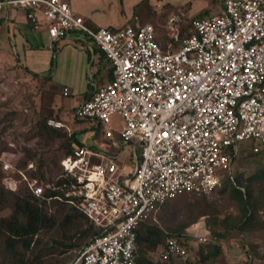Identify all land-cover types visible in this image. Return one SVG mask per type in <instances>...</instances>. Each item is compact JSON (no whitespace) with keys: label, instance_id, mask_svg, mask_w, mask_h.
<instances>
[{"label":"built area","instance_id":"built-area-1","mask_svg":"<svg viewBox=\"0 0 264 264\" xmlns=\"http://www.w3.org/2000/svg\"><path fill=\"white\" fill-rule=\"evenodd\" d=\"M5 7L23 9L53 40L81 31L103 51L113 77L77 108L76 117L109 124L119 115L118 137L137 140L142 151L126 173L117 154L88 145L63 159L66 174L77 180L66 192L68 202L100 229L70 264H136L139 225L151 223L165 202L182 193L216 190L228 178L223 171L234 179L241 141H258L252 151L264 163V0H224L221 15L193 19L176 45L161 43L152 23L92 27L64 0H0V13ZM179 19L173 14L171 27ZM63 94H70L68 87ZM48 124L65 127L54 118ZM104 134L118 144L112 127ZM3 169L14 167L5 161ZM17 171L36 196L43 194L37 178ZM5 179L16 190V179ZM185 238L209 242L205 221L186 227L183 240L167 237L161 260L187 258Z\"/></svg>","mask_w":264,"mask_h":264},{"label":"rangeland","instance_id":"rangeland-1","mask_svg":"<svg viewBox=\"0 0 264 264\" xmlns=\"http://www.w3.org/2000/svg\"><path fill=\"white\" fill-rule=\"evenodd\" d=\"M224 12V0H145L140 4L136 20L133 23L143 25L152 23L158 31L159 41L163 44L173 40L178 43L188 31V27L195 18H204L221 15ZM173 14L179 15V21L171 27L169 18ZM182 29L184 32H182ZM33 46L30 47V44ZM25 44V47L23 46ZM82 45V44H79ZM84 49V48H83ZM86 63L81 64L80 52L67 50L60 54L59 45L50 44L44 31H32L25 28L23 35L16 34L3 25L0 28V163L5 161L12 163L14 169L4 172L2 184L9 191H24L27 187L24 178L17 169L22 170L27 176H34L39 183L46 188L54 186L56 181L67 176L63 159L66 157L62 148V139L55 138L47 141L45 136L39 133L38 121L40 110L54 107V118L65 123V127L56 128L72 134L77 130L79 138L86 145H95L98 149L109 154H117V163L122 173L129 169L134 170L138 163V155H141L140 144L137 140L132 143H124L118 137V131L122 130V117L114 115L109 124H101V135L106 127L116 130L114 139L118 144H113V139L107 141L95 137L92 122L86 118L77 119L76 111L89 87L96 86V82L102 85L110 79L112 68L109 61L107 69L101 73H95L97 62L90 63L92 53ZM86 53H83L85 56ZM90 55V56H89ZM89 62V63H88ZM90 64V67H89ZM94 75V77H93ZM68 86L71 94L64 95L63 89ZM58 116V117H57ZM48 124V121H47ZM49 125V124H48ZM50 126V125H49ZM53 127V126H51ZM55 128V127H53ZM87 128V129H86ZM256 140H243L240 142L241 151L233 164L235 178H240L258 169V162L248 158L257 143ZM31 153V155L29 154ZM33 164V167H28ZM35 172V173H34ZM229 179L228 171H223ZM14 177L12 183L16 190L9 187L5 177ZM7 180H10L9 178ZM224 183L209 193L201 195L182 193L155 214L151 223L167 229V226L175 225L184 215L192 211H199L200 220L204 223L211 215L224 217L227 214L238 212L239 200L231 188ZM49 210L57 213V206H51ZM12 212L7 206L0 211V216H8ZM63 231L53 228L44 231L36 237L25 258L28 264H70L77 255V249H66L59 241L63 240ZM210 236V240H211ZM224 246V254L219 256L217 264H248L247 248L250 243L257 245L261 258L255 261L264 262V229H249L243 233L233 232L229 238L217 240ZM190 248H198L199 244L190 242ZM4 249V241L0 235V264H19L20 259L16 254H8ZM19 251H23L18 246ZM160 249L151 252V256L158 258ZM24 253V252H23ZM192 249H189V255ZM188 255V256H189ZM187 256V257H188ZM186 259H179L175 264H186ZM170 262H165L169 264Z\"/></svg>","mask_w":264,"mask_h":264},{"label":"trees","instance_id":"trees-1","mask_svg":"<svg viewBox=\"0 0 264 264\" xmlns=\"http://www.w3.org/2000/svg\"><path fill=\"white\" fill-rule=\"evenodd\" d=\"M5 22L6 17L0 15V28L5 25ZM182 32H184L183 29ZM95 48L103 53L98 46L95 45ZM102 55L107 58L104 53ZM109 72L110 78H112L113 69L111 68ZM48 107L38 112L40 114L39 133L44 135L47 141L61 138L62 148H64L66 156L72 154L76 146L86 145L79 138V133L85 129L69 134L65 130L49 126L47 124L48 118L57 114L54 113L53 106ZM87 119L93 124L92 129L95 132V137L100 136L99 140L107 141L105 134L101 135L102 123L90 118L84 120ZM88 146L98 149L95 145ZM29 154L31 155L30 152ZM248 158L258 162L256 163L259 166L258 169L249 174L245 172L239 179L234 176V179L229 178L225 181V187L231 188L238 197V212L227 214L224 217L209 216L205 223L212 238L207 243L199 244L198 248H190V242L188 238H185L189 249H192V253L186 259V264H217V259L224 254L225 249L217 240L229 238L233 232L243 233L249 229H264V163L261 155L252 150L248 151ZM4 172L6 171L0 163V211L7 206L12 209L10 215L0 216V235L4 241L2 251L8 254H17L20 259L19 264L29 263H27L25 253L31 249L34 241H38L36 237L44 231L53 228L62 230L64 237L59 243L66 249L76 248L77 251L100 232V229L90 221L80 208L68 202L66 192L71 189L72 184L77 183L76 178L67 175L57 180L54 186L47 185L43 194L36 196L28 186L24 191L19 192L6 190L2 184ZM35 176L36 174L32 178H36ZM55 196H59V198H55ZM170 201L165 202L160 210L169 205ZM50 202L52 203L51 206H57V213L49 210ZM200 217L199 211H192L184 215L175 225L167 226V229L153 223H141L137 228L136 264H165V262L175 264L178 260L163 261L159 254L158 258H154L150 254L158 248L161 249L169 236H176L183 240L186 227L198 222ZM18 246L23 251H19ZM247 253L248 264H264V262L255 261L261 258L256 244L250 243Z\"/></svg>","mask_w":264,"mask_h":264},{"label":"crops","instance_id":"crops-1","mask_svg":"<svg viewBox=\"0 0 264 264\" xmlns=\"http://www.w3.org/2000/svg\"><path fill=\"white\" fill-rule=\"evenodd\" d=\"M64 1H66L77 14L82 15L88 25L92 27L106 26L114 30L127 25L139 26L137 23L136 25H134L133 23L137 18L136 14H138V9L140 4H142L145 0H64ZM0 15H4L6 17L5 26L8 28L9 31L12 29L14 33L23 35V31L25 28H29L32 31L42 30L46 33V37L48 38L50 44H53L54 46L59 45L60 54L62 51L65 52V50H67L68 56L71 55L72 51L75 53L76 51L77 53L80 52V56L82 58L81 64L83 66V63L84 62L86 63L87 59L89 60V57L87 56V53L84 50L85 48H87L88 53L90 54L92 53L89 62L90 63L97 62V68L95 73H101V71L107 69L106 67L109 63V60L102 55L103 53L101 51H98L95 48V45L83 32L71 31L67 35L60 37L56 40H53L52 38H50L46 27L41 26L40 28H34L33 24L27 19L26 12L21 8L5 7L4 10L0 13ZM23 46L24 48H26L25 44H23ZM31 46H33V43L30 44V47ZM83 53H86V55L84 56ZM106 82L107 81H105L102 85H104ZM102 85H99L96 82V86L94 87L91 86L92 88L89 87L88 91L85 93V95L78 103V105L85 102L88 97L92 96L96 88ZM69 90L71 94V89L69 88ZM100 150L103 151V149Z\"/></svg>","mask_w":264,"mask_h":264}]
</instances>
